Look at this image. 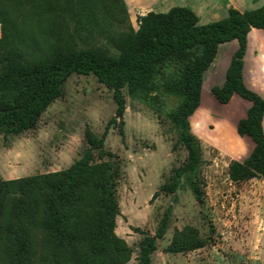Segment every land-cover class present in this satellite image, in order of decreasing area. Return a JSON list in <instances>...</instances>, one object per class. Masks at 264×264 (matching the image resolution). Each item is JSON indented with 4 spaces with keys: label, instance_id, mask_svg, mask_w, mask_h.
I'll use <instances>...</instances> for the list:
<instances>
[{
    "label": "trees",
    "instance_id": "16d2710c",
    "mask_svg": "<svg viewBox=\"0 0 264 264\" xmlns=\"http://www.w3.org/2000/svg\"><path fill=\"white\" fill-rule=\"evenodd\" d=\"M137 23L135 29L125 0H0V135L34 130L75 74L93 75L112 91L117 113L111 124L124 116V90L157 113L173 99L168 117L187 160L160 191L175 194L187 178L202 201V147L190 119L201 105L204 75L220 46L237 41L224 84L212 93L221 104L236 94L252 103L237 132L255 147L245 161L230 163V181L264 180V99L243 76L248 36L253 29L264 31V6L231 8L225 19L204 25L192 9L178 6L139 16ZM86 139L88 148L68 169L0 178V264L130 263L134 250L116 231L122 166L105 149L106 136L88 131ZM171 212L154 235L134 228L144 235L139 264H154ZM205 246L200 231L186 226L174 231L167 252Z\"/></svg>",
    "mask_w": 264,
    "mask_h": 264
},
{
    "label": "rangeland",
    "instance_id": "374dc122",
    "mask_svg": "<svg viewBox=\"0 0 264 264\" xmlns=\"http://www.w3.org/2000/svg\"><path fill=\"white\" fill-rule=\"evenodd\" d=\"M131 24L137 29V20ZM124 95V116L111 124L117 113L112 91L93 75H73L63 97L49 107L34 130L8 138L0 135V178L68 169L88 148L86 134L91 131L99 138L106 136L105 149L122 166L116 231L134 250L129 264H139L144 237L134 228L154 235L169 208V230L157 242L154 264H264V180L234 184L228 175L230 163L240 158L232 135L236 103L210 104L207 113L197 112L190 119L202 147L203 200L199 201L187 178L175 194L160 191L187 160L186 150L178 144L179 132L168 117L176 101L170 99L157 113L127 90ZM186 226L197 228L206 246L168 253L174 231Z\"/></svg>",
    "mask_w": 264,
    "mask_h": 264
},
{
    "label": "crops",
    "instance_id": "0c3cea01",
    "mask_svg": "<svg viewBox=\"0 0 264 264\" xmlns=\"http://www.w3.org/2000/svg\"><path fill=\"white\" fill-rule=\"evenodd\" d=\"M125 2L129 10L131 22L137 20L139 16H144L150 12L166 13L171 8L179 6L192 9L198 15L200 23L209 24L228 17L229 10L231 8H235L240 11H251L264 6V0H125ZM238 48L239 44L237 41L220 46L216 60L204 75L202 102L197 112L207 113L208 110H206V108L209 107L210 104L214 103L222 106H228L232 103H236L239 109L237 108V111H235L237 119L234 123V132L232 135L234 140L233 142H237V146L239 147L236 154L240 158H236L233 161L243 162L251 155L255 144L250 137H241L238 134L237 125L240 120L247 117V112L251 108L252 103L236 94L233 96L230 103L221 104L212 93V89L214 87L222 86L224 84L228 68ZM244 63L243 76L246 86L250 90L258 93L264 99L263 30L253 29L250 32Z\"/></svg>",
    "mask_w": 264,
    "mask_h": 264
}]
</instances>
